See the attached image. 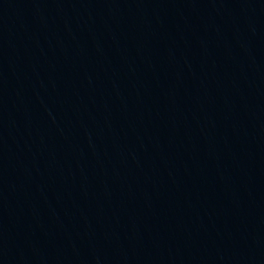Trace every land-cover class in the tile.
Returning <instances> with one entry per match:
<instances>
[{
  "label": "water",
  "instance_id": "obj_1",
  "mask_svg": "<svg viewBox=\"0 0 264 264\" xmlns=\"http://www.w3.org/2000/svg\"><path fill=\"white\" fill-rule=\"evenodd\" d=\"M139 264H264V0H148Z\"/></svg>",
  "mask_w": 264,
  "mask_h": 264
}]
</instances>
